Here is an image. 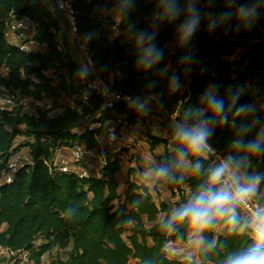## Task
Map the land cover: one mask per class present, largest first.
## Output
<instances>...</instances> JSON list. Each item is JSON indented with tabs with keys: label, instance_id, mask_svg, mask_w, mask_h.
<instances>
[{
	"label": "trees",
	"instance_id": "trees-1",
	"mask_svg": "<svg viewBox=\"0 0 264 264\" xmlns=\"http://www.w3.org/2000/svg\"><path fill=\"white\" fill-rule=\"evenodd\" d=\"M202 1L208 15L197 7L199 27L187 41L177 43L173 42L177 27L189 16L188 0H176L179 15L175 19L162 16L161 0L72 3L78 33L91 55L92 67L114 89L132 98L155 95L168 113H177L176 120L186 124L197 122L192 116L185 121L186 112L207 108L203 97L209 89L217 99L225 101L227 121L210 123L208 142L224 149L234 160L243 161L238 169L241 177H260L256 197L264 205V152L250 155L232 147L238 139L245 143L255 140L264 129V0H238V8H229L224 0ZM114 8L122 15L126 35L154 34L151 43L162 52V58L151 68L140 64L141 44L125 41L126 35L121 39L109 36L110 16L106 21L102 16ZM242 8L246 16L241 15ZM156 9L161 11V18L154 22ZM7 18L37 23L34 38L45 50L25 51L12 43L4 32ZM64 21L52 0H0V88L38 99L50 98L57 104L62 93L73 85L78 96L83 89L81 74L89 67L80 65L67 45L61 26ZM168 64L174 67L169 74ZM173 76L187 79L188 88L179 93L171 86ZM236 92L239 99L229 109L231 95ZM241 105H252L254 111L247 116L236 115V107ZM153 110L125 102L105 107L95 93L89 103L78 101L77 107L67 106L59 112L55 108L35 114L0 109V178L16 151L28 148L33 158V163L17 170L11 182L0 184V245L27 251L33 264H43V257L55 247L71 249L65 264H224L229 256L253 246V237L239 216L235 227L229 223L228 215L202 231L187 222L168 227L176 209L205 191L209 172L204 157L191 156L192 173L186 188L178 186L180 193L174 207L157 201L144 183L128 182L125 191H119L117 174L123 151L102 161L99 176L83 169L90 161V152L80 165L79 171L87 172L84 176L45 163L63 146L81 143L89 151L98 146L97 132L87 130L86 118L114 121L127 128L138 120L145 121L146 113ZM211 116V111H206L203 118ZM249 125L251 130L241 136V127ZM170 131L175 133V128ZM17 137L23 139L16 143ZM149 140L150 150L168 144L167 138L158 135H149ZM179 150H185L180 142ZM166 157L167 154L158 157L161 166H170ZM196 164L201 166L199 173L194 171ZM217 225H225L227 230L218 232ZM192 232L203 236L198 259L169 258L165 245L187 242Z\"/></svg>",
	"mask_w": 264,
	"mask_h": 264
},
{
	"label": "built area",
	"instance_id": "built-area-1",
	"mask_svg": "<svg viewBox=\"0 0 264 264\" xmlns=\"http://www.w3.org/2000/svg\"><path fill=\"white\" fill-rule=\"evenodd\" d=\"M54 7L56 8L57 12L63 16L66 21L69 23L70 27L73 29L74 32L77 33V38L79 40L83 39L79 33L78 28L76 25L75 19V10L73 7L72 0H52ZM224 3L229 8H238L239 2L238 0H224ZM190 5H193L195 9L199 7L205 16L208 15V11L204 9V3L202 0H188V8ZM103 17V16H102ZM104 20H108L107 18L103 17ZM161 18V11L156 9L153 13V21L156 22ZM110 21L107 22V29L109 31V36L113 39H121L126 35V31L122 26V15L120 12H117L115 15L109 19ZM180 23L177 27L176 35L180 38L179 35V28ZM37 31V23L29 19H15V18H7L5 20V35L7 38L11 40L14 38L18 41V45L22 50L25 51H44L45 47L35 40L34 36ZM181 41V39H180ZM83 49H86L83 46ZM88 60H89V71H84L81 74L80 83L83 85V89L78 94L77 101L75 100H68L65 102L64 100L58 99L57 104L50 98H42L38 99L35 97L27 96L20 94L19 92L9 91L4 87L0 88L1 96H0V109L7 112H15L17 110H27L32 114L37 113L39 110H49V109H56L57 107H77L78 101L87 104L90 101L92 94H98L103 99V104L105 107H113L118 102H125L131 106L137 107L142 110H149V109H158L159 111L166 113L172 119L176 120L177 113H168V111L159 103L158 99L155 95H141L137 98H132L130 95L125 94L117 89H114L110 83L106 81L105 78H102L96 74L92 67V60L91 55L88 51L85 52ZM68 81H70L68 79ZM75 98V96H74ZM143 104L144 107L141 108L140 105ZM177 121V120H176ZM178 122V121H177ZM191 126L193 124H187ZM87 130L97 132L96 138L97 142L100 140L101 136L105 137V149H104V158L103 161L105 162L110 155H115L123 151L125 147L131 146L132 143H137L138 138L140 137V130L137 128L131 129L130 132H127L126 129L123 127H119L116 122L114 121H104L100 118L91 119L87 126ZM126 128V127H125ZM211 152L207 155V163H208V172L218 166L222 160H227L229 155L225 152L224 149L218 148L213 146L208 142ZM68 148L70 151V156H55L53 155L51 158L46 159L45 163L49 167H54L56 169L62 170L64 172H76L82 176L86 175L87 172L82 170H76L75 167L78 165H82L86 160L89 149L86 148L85 145L81 143H77L73 146H63ZM108 151H107V150ZM55 154V153H54ZM25 155L22 153L21 150L16 151L10 157L6 169L2 173V177L4 182H11L14 178L15 173L17 170L26 164ZM169 169V176L163 178V182L167 185H173V192L174 195L179 198V187L180 185L176 183V172L175 167L172 165L167 167ZM238 175H240L238 173ZM244 182L243 180L241 181ZM182 187V186H180ZM221 185H216L212 188V192H216ZM186 188V186L184 187ZM188 193V190L186 189ZM176 199V200H177ZM256 206L264 207L262 203L257 200L256 195L249 201L248 206L245 205H238L237 207L241 209V215L245 226V222L249 221L251 218V210ZM250 235L253 237L252 229L250 227L245 226ZM189 241V240H188ZM174 242H168L165 245V252L169 258H174L177 254L175 247L173 246ZM0 257L6 258H14L19 257L21 261H18L19 264H27L26 262H31L29 260V255L27 251H20L14 250L9 246L0 245ZM195 260V259H191ZM32 263V262H31ZM52 264H59V263H52Z\"/></svg>",
	"mask_w": 264,
	"mask_h": 264
},
{
	"label": "clouds",
	"instance_id": "clouds-1",
	"mask_svg": "<svg viewBox=\"0 0 264 264\" xmlns=\"http://www.w3.org/2000/svg\"><path fill=\"white\" fill-rule=\"evenodd\" d=\"M161 3L163 5V17L175 19L179 15L176 0H161ZM188 12V18L179 28L182 41H187L192 36L199 23V15L193 5L189 6ZM241 15H247V11L243 8L241 9ZM153 37L154 34L147 33H141L139 37L138 43L143 46L140 64L145 68H151L162 58V52L151 43ZM171 86L173 88L179 87L177 77H172ZM239 95V92L232 93L231 102L228 105L229 109L236 106ZM203 100L206 102L207 108L198 109L195 112L189 110L185 113V121L187 117L192 116L197 121L196 123L191 126H188L186 122L175 125V136L185 147V150L179 153L180 161H183L185 155L189 153L207 158L208 153L212 151L208 144L210 123H216L217 119L221 123L227 121L225 101L217 99L212 89H209ZM140 107L143 108L144 105L141 104ZM206 111H211L212 116L204 119ZM253 111L254 107L252 105L236 107V115L247 116ZM251 127V125L241 127L240 135H246ZM232 147L243 150L250 155L264 152V129H261L255 140L245 143L243 140L238 139L232 143ZM242 162L229 157L211 169L208 173L205 191L196 196L194 200L176 209L168 221V227L171 228L173 223L187 222L191 227L202 231L211 227L213 221L222 219L226 215L229 216V223L235 227L239 223L236 207L238 205L248 206L249 201L256 195L257 184L260 180V177L254 174L247 177L238 175V169ZM194 171L197 173L201 171L200 164H196ZM154 173L157 177L165 178L169 176V169L160 166L154 169ZM218 184L221 187L216 192H212V188ZM245 226L252 229L253 246L229 256L224 264H264V207L256 206L253 208L251 218L245 222ZM211 246L214 247V242Z\"/></svg>",
	"mask_w": 264,
	"mask_h": 264
},
{
	"label": "crops",
	"instance_id": "crops-1",
	"mask_svg": "<svg viewBox=\"0 0 264 264\" xmlns=\"http://www.w3.org/2000/svg\"><path fill=\"white\" fill-rule=\"evenodd\" d=\"M119 12L117 9H112L109 11L103 12V17L110 19L113 15ZM62 30L65 31V37L67 38L68 46L73 53V56L77 62L83 67H90L89 60L86 55L87 46L83 39L79 40L77 38V33L73 31L67 21L61 23ZM199 27V23L198 26ZM140 32L134 34H127L124 39L127 42L139 41ZM12 43H18L14 38H11ZM180 41V38L176 35L174 43ZM85 46L86 49H83ZM172 52V49H171ZM174 71V67L171 64H168L166 68V73ZM179 87L175 89L180 93L188 88L187 79L180 80L178 79ZM60 100H63L61 98ZM67 102V101H65ZM257 101L254 103V105ZM254 107V106H253ZM64 107H57L56 112H59ZM179 124L175 119H172L166 113L159 111L158 109L149 111L146 113V119L136 121L133 126L123 127L127 132H130L131 129L137 128L140 130V137L138 138L137 143H132L131 146L125 147L123 149V155L121 158V170L117 174V180L119 182V191L124 192L128 186V182L144 183L149 187L150 191L155 195L157 201H163L173 206L174 202L177 199V196L174 195L173 185H167L163 182V178L157 177L154 173V169L160 167L159 156L167 154L166 162L175 167L176 172V183L182 187L186 186V180L189 175L192 173L191 170V156L193 154L189 153L185 155L183 161L179 159V141L177 140L175 133L171 132V128H175V125ZM149 135H158L168 139V144H160L156 146L154 150H150V140ZM21 137L16 138V143L20 142ZM98 146L90 150V161L89 163L84 164L83 169L90 173V175L99 176L100 167L103 161L104 149L106 146L105 137L101 136L98 140ZM22 153L25 155L26 162L33 163V158L30 154L28 148H22ZM70 151L68 148L61 147L55 152V156H70ZM76 170H81L80 165L75 167ZM4 182L3 178H0V184ZM259 187V182L257 184V190ZM257 193V192H256ZM236 215L240 217L241 209L236 207ZM164 214H161L163 217ZM215 229L218 232L224 233L227 228L225 225H217ZM203 245V236L201 232H192L189 237V241L185 242L179 240L173 243L177 254L174 258L177 259H198L199 250ZM33 264V263H31Z\"/></svg>",
	"mask_w": 264,
	"mask_h": 264
},
{
	"label": "rangeland",
	"instance_id": "rangeland-1",
	"mask_svg": "<svg viewBox=\"0 0 264 264\" xmlns=\"http://www.w3.org/2000/svg\"><path fill=\"white\" fill-rule=\"evenodd\" d=\"M5 72V70H3ZM79 90V89H78ZM77 88L75 86L70 85L67 90H65L60 98H63L64 101L68 100H75L77 101L76 97ZM1 96V91H0ZM75 96V98H74ZM90 119H84V123L89 122ZM20 139H23L22 137ZM71 253L70 248L61 249L58 247L53 248L43 257V264H52V263H59V264H65L67 263V260L69 259V255ZM11 261H14L13 264H15L16 261H21L19 257L14 258H8L6 257H0V264H10ZM27 264H31V262H26Z\"/></svg>",
	"mask_w": 264,
	"mask_h": 264
}]
</instances>
